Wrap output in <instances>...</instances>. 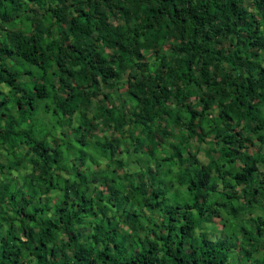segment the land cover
<instances>
[{
    "label": "trees",
    "instance_id": "trees-1",
    "mask_svg": "<svg viewBox=\"0 0 264 264\" xmlns=\"http://www.w3.org/2000/svg\"><path fill=\"white\" fill-rule=\"evenodd\" d=\"M0 264H264V0H0Z\"/></svg>",
    "mask_w": 264,
    "mask_h": 264
},
{
    "label": "rangeland",
    "instance_id": "rangeland-1",
    "mask_svg": "<svg viewBox=\"0 0 264 264\" xmlns=\"http://www.w3.org/2000/svg\"><path fill=\"white\" fill-rule=\"evenodd\" d=\"M40 116L45 118V119H49V117H47L46 115L40 114Z\"/></svg>",
    "mask_w": 264,
    "mask_h": 264
}]
</instances>
